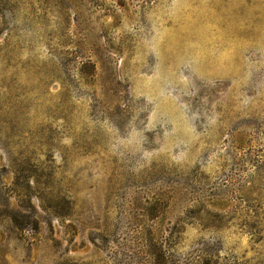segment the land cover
Listing matches in <instances>:
<instances>
[{
  "label": "rangeland",
  "instance_id": "obj_1",
  "mask_svg": "<svg viewBox=\"0 0 264 264\" xmlns=\"http://www.w3.org/2000/svg\"><path fill=\"white\" fill-rule=\"evenodd\" d=\"M0 264H264V0H0Z\"/></svg>",
  "mask_w": 264,
  "mask_h": 264
},
{
  "label": "trees",
  "instance_id": "obj_2",
  "mask_svg": "<svg viewBox=\"0 0 264 264\" xmlns=\"http://www.w3.org/2000/svg\"><path fill=\"white\" fill-rule=\"evenodd\" d=\"M165 251H164V249H163V247H162V254L165 256V253H164Z\"/></svg>",
  "mask_w": 264,
  "mask_h": 264
}]
</instances>
